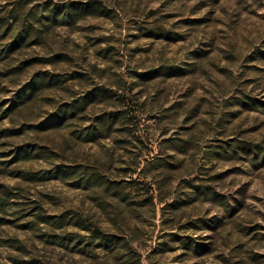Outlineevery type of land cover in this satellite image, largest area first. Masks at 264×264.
<instances>
[{
	"label": "rangeland",
	"instance_id": "rangeland-1",
	"mask_svg": "<svg viewBox=\"0 0 264 264\" xmlns=\"http://www.w3.org/2000/svg\"><path fill=\"white\" fill-rule=\"evenodd\" d=\"M0 196V264H264V0H0Z\"/></svg>",
	"mask_w": 264,
	"mask_h": 264
},
{
	"label": "trees",
	"instance_id": "trees-1",
	"mask_svg": "<svg viewBox=\"0 0 264 264\" xmlns=\"http://www.w3.org/2000/svg\"><path fill=\"white\" fill-rule=\"evenodd\" d=\"M61 7V6H60ZM61 10V9H60ZM53 12H55V10L53 11ZM68 13V11L66 12V13H63L62 14V17H66L67 14ZM4 204H5V202H4V199L0 196V210L4 207Z\"/></svg>",
	"mask_w": 264,
	"mask_h": 264
}]
</instances>
